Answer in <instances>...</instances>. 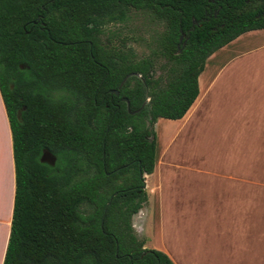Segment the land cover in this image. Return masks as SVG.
Returning a JSON list of instances; mask_svg holds the SVG:
<instances>
[{"label":"trees","instance_id":"trees-1","mask_svg":"<svg viewBox=\"0 0 264 264\" xmlns=\"http://www.w3.org/2000/svg\"><path fill=\"white\" fill-rule=\"evenodd\" d=\"M262 2L0 0L17 181L4 264H174L132 222L148 201L141 175L155 170L156 122L182 119L207 60L264 29ZM132 12L164 28L148 57L105 35Z\"/></svg>","mask_w":264,"mask_h":264},{"label":"crops","instance_id":"crops-1","mask_svg":"<svg viewBox=\"0 0 264 264\" xmlns=\"http://www.w3.org/2000/svg\"><path fill=\"white\" fill-rule=\"evenodd\" d=\"M199 90L182 119L156 122L155 170L146 175L148 201L134 226L145 248L174 264H264V29L214 53ZM16 188L0 88V264Z\"/></svg>","mask_w":264,"mask_h":264},{"label":"rangeland","instance_id":"rangeland-1","mask_svg":"<svg viewBox=\"0 0 264 264\" xmlns=\"http://www.w3.org/2000/svg\"><path fill=\"white\" fill-rule=\"evenodd\" d=\"M163 31L164 28L161 25L153 24L149 21L146 15L132 12L125 22L112 25L106 30L105 35L117 33L118 36L130 38L131 40L128 43V46L131 47L140 58H143L148 57L156 49V40L160 39L159 37H161ZM105 35L103 36V39H105ZM161 73V71H158L157 76ZM146 180L147 177L145 175V181ZM146 191H148V189H146ZM132 222L138 238L146 241L145 236L141 235L137 230V227L134 226V218ZM146 230L147 234H150V225L146 227Z\"/></svg>","mask_w":264,"mask_h":264},{"label":"water","instance_id":"water-1","mask_svg":"<svg viewBox=\"0 0 264 264\" xmlns=\"http://www.w3.org/2000/svg\"><path fill=\"white\" fill-rule=\"evenodd\" d=\"M183 38H184V34H182V36H181V39H180V42H182V40H183ZM128 78L129 77H127L124 81H123V83H122V86L125 84V82L128 80ZM112 93H114V94H116V95H119V91L118 90H115V91H112ZM125 102L127 103V105H128V109H129V111H130V103H129V101L127 100V99H125ZM145 104H147V102L145 103ZM130 113H132V112H130ZM42 162H49V163H51V164H55V162H56V159H55V157L53 156V155H51L50 153H45L44 155H43V157H42ZM145 176L144 175H141V178L143 179ZM143 188L144 189H146V184L143 186ZM144 208V207H143ZM143 208L135 215V225H138L139 224V221L142 219V217H143Z\"/></svg>","mask_w":264,"mask_h":264},{"label":"flooded vegetation","instance_id":"flooded-vegetation-1","mask_svg":"<svg viewBox=\"0 0 264 264\" xmlns=\"http://www.w3.org/2000/svg\"><path fill=\"white\" fill-rule=\"evenodd\" d=\"M254 10H256V12H258L257 13L258 14L257 15L258 18L264 17V2H262L261 5H257ZM184 40H185V34H184V38H183L182 42H180V43H183L184 45H186V41H184ZM178 47L180 48V45Z\"/></svg>","mask_w":264,"mask_h":264}]
</instances>
